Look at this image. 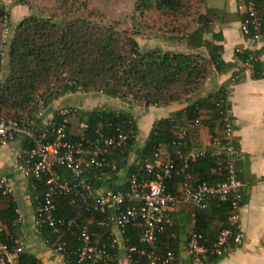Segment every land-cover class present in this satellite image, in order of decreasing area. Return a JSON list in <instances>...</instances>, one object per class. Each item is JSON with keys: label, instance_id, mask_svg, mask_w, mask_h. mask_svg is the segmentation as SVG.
<instances>
[{"label": "trees", "instance_id": "obj_1", "mask_svg": "<svg viewBox=\"0 0 264 264\" xmlns=\"http://www.w3.org/2000/svg\"><path fill=\"white\" fill-rule=\"evenodd\" d=\"M69 0H61L60 7ZM245 0H237L234 17L239 21L243 13L237 9L238 4ZM206 0H136L133 11L140 16L159 13L168 19L167 41L184 40L187 51H172L160 47L139 49L133 33L119 30L112 24H104L90 20L88 17H77L71 20L56 22L50 17L28 14L18 20L10 31L9 38L2 48L0 74V117L25 120L35 116L39 108L46 109L59 97L67 93H95L99 92L107 97L122 99L131 96L134 103L142 106H161L172 102H185V106L170 116L155 120L146 135L142 146L135 151L133 161L126 168V181L121 186L107 184L112 190H124L128 186L131 175L140 180H150L152 175L144 168L151 163L154 154L165 155L164 160L171 161L172 168L168 177L163 179L164 192L174 194L185 174L191 177L192 185L200 181L210 183L222 182L224 172L218 160L205 154L190 162L182 169L180 160L174 154V130L185 123L197 119L208 134L209 140L221 136L222 121L220 113L229 108L226 89L239 79L240 71L229 76L228 83L220 86L211 93L198 96L200 89L210 71L222 72L230 66L220 57L221 46L206 41L202 34L207 30L212 19H224L227 13L223 9L207 7ZM68 2V4H70ZM19 0L13 5H20ZM264 0H257L256 9L261 19V33L264 35V12L261 7ZM3 1L0 2V20L6 16ZM184 18H186L184 20ZM216 37V36H214ZM217 38V37H216ZM178 41V42H177ZM202 46V48H201ZM261 49L255 51L256 60L253 62L250 76L264 77V60L259 59ZM241 64L246 51L235 53ZM195 98L190 100L191 97ZM65 117V135L69 141L90 142L95 140L94 131L109 136L116 132L126 135V143L120 148L109 150L106 160L111 168H103V173L115 172L125 163L136 127L131 115L126 110H110L96 107L90 110L75 111L74 117L78 123L83 122L77 134L69 132V109ZM45 111V110H44ZM5 114V115H4ZM72 114V113H71ZM205 114V117H200ZM45 116V114H44ZM52 120L60 121L62 116L58 109L54 110ZM197 127V126H196ZM189 128L181 148L189 150L191 146V132ZM216 129V130H215ZM219 131V133L214 132ZM199 147V146H198ZM201 148V147H200ZM208 151V150H207ZM116 160L112 162V160ZM161 161V160H160ZM164 162V161H162ZM64 177L69 180V175ZM97 178L90 179V194L98 187ZM32 183L35 188L32 189ZM41 181L27 179L28 199L33 212L36 209L34 196L41 197ZM91 197V196H90ZM0 225L4 227L3 238L15 236L16 204L11 194H1ZM55 206L53 216L60 219L56 231L43 226L37 235L43 244L52 249L56 243L63 247V262L65 264H104L101 261H78L74 251L79 246V227L87 225L88 231L94 234L99 242L108 244L110 240L109 225H98L103 221L106 213L86 210L85 204L77 196H54ZM168 213V211H166ZM230 207L227 202L207 201V207L194 213V223L185 240L177 235L174 224L164 227L155 234L154 252L163 256L170 251L177 264L179 243L183 241V248L192 264L193 254L188 252L187 243L191 234L198 236L196 244L202 246L207 254L208 264H214L223 256L211 253L212 245L218 233L229 226L228 216ZM170 216V215H169ZM171 218V217H169ZM91 219V221H90ZM90 221V222H89ZM140 228L127 224L124 228L122 246L124 249L133 247L129 252V264H146L147 258L140 250L147 251L149 245L139 241ZM116 247L109 248L116 259ZM122 249V251L124 250ZM41 264L40 260L31 253L22 250L18 256V264ZM115 263V260L114 262Z\"/></svg>", "mask_w": 264, "mask_h": 264}, {"label": "built area", "instance_id": "obj_2", "mask_svg": "<svg viewBox=\"0 0 264 264\" xmlns=\"http://www.w3.org/2000/svg\"><path fill=\"white\" fill-rule=\"evenodd\" d=\"M256 2L257 0H245L237 5L238 11L243 13V18L239 21L243 44L242 47H235L234 53L246 51L242 67L243 71L247 72H251L253 68V62L256 60L255 51L263 36ZM229 91L228 87L227 95ZM122 102L125 107L133 105L131 96L124 97ZM44 110L39 108L35 116L25 120L0 117V146L19 140V149L15 153L16 170L26 179L41 181L42 184L41 197L34 196L36 209L31 219V227L36 233L43 226L56 231V225L61 224L60 219L53 216L55 206L52 198L54 196H77L85 204L86 210L106 213L104 222L98 221V225L111 227L108 244L99 242L94 234L88 231L86 224L79 227L80 244L74 251L78 261L91 260L101 261L104 264H118V259L109 252V248L113 249L121 243L124 249L122 246L124 228L127 224H132L140 228L139 241L150 246L147 251L140 250V253L145 254L147 258L146 264H175L172 252L167 251L161 257L154 252L155 234L170 225V218L166 211L181 203H189L196 209L203 210L207 207V201L213 199L216 202H227L230 214L229 226L218 233L211 253L225 256L241 245L243 232L238 212L242 201L243 183L238 177L237 165L245 160V155L235 143L228 109L220 113L221 136L208 140L206 147L184 151L181 149L187 130L198 125L197 119L178 126L174 130L172 141L175 148L174 154L182 164L181 170L187 168L195 159L208 154L221 164L224 172L222 182L210 183L203 180L192 185L190 175L185 174L178 185L177 192L165 193L163 179L169 176L172 164L169 160L160 161L158 154L155 153L153 161L144 166L152 175L150 180L138 181L134 175H131L126 189L108 188L98 192L93 191L92 195L90 179L101 175L105 167L114 168L108 165L106 155L109 150L125 145L126 135L116 132L103 136L94 131L96 137L93 142L87 139H82L83 142H72L65 135L66 109L58 108V114L62 116L60 121L52 120L51 116H44ZM78 125L80 128H85L82 121ZM65 172L69 175V180L64 177ZM31 188H35L34 183ZM11 192L10 184L0 176V193L5 195ZM15 214L16 218L13 221L16 227L15 236L9 235L3 238L4 227L0 225V264H18V256L23 250L17 229L21 225L22 215L18 209H15ZM197 238L198 236L191 234L187 243L188 252L193 254L192 264H208L205 249L196 244ZM132 250H134L133 247L123 250L126 264H129V252ZM62 251L63 247L59 243L50 249V252L61 260H63ZM114 260L115 263H113Z\"/></svg>", "mask_w": 264, "mask_h": 264}, {"label": "crops", "instance_id": "obj_3", "mask_svg": "<svg viewBox=\"0 0 264 264\" xmlns=\"http://www.w3.org/2000/svg\"><path fill=\"white\" fill-rule=\"evenodd\" d=\"M236 2L237 0H206L207 7L223 9L227 16L224 19H212L209 27L202 34L204 40L221 46L220 57L224 62L230 63V66L222 72L210 71L204 82V92L200 95L211 93L227 84L229 76L233 72L240 71L238 81L229 87L227 100L235 143L245 155V160L237 165V174L243 183L242 201L238 212L243 240L239 247L218 259L214 264H264V77L253 78L249 72L242 71L240 61L234 53V48L242 47L243 44V37L239 31V20L234 17L235 14L237 15ZM262 11L264 12V6L261 7ZM178 43L180 48L177 50H189L184 40ZM164 45L161 48L173 49L167 43ZM258 48L261 49L259 59L264 60V35ZM95 94L94 99H90L88 96ZM194 98L195 96L190 100ZM185 104V102H172L161 106L149 105L142 106L140 110L138 106L125 107L120 99L95 92L75 93L59 97L46 110L50 112L48 117L54 110L70 106L79 110H90L96 107H105L114 111L126 110L131 115L136 132L133 135L125 163L115 172H105L96 177L99 180L97 181L98 187L93 191L98 192L107 188V184L121 186L125 183L126 168L136 156L135 151L142 146L152 123L157 119L170 116ZM205 116L203 114L200 117ZM142 128L143 130H141ZM215 130L214 132H216ZM191 140L199 142V147L192 146L191 149L206 147L209 134L202 124H198L196 130L191 133ZM19 143L20 141L16 139L0 146V176L10 184L16 209L22 215L21 225L17 229L23 250L38 258L41 264H65L63 260L50 252V249L43 244L31 227L33 209L26 193L27 179L15 167V153L19 149ZM165 157L161 154L159 159L165 161ZM115 161V159L112 160V162ZM2 205L3 203L0 202V207ZM196 211L198 209L191 204L181 203L166 213L168 217H171V223L174 224L177 235L183 241L191 231ZM31 230L33 231L32 235ZM183 241L179 243L177 264H190L188 255L183 248ZM115 250L118 264H126L121 243Z\"/></svg>", "mask_w": 264, "mask_h": 264}, {"label": "rangeland", "instance_id": "obj_4", "mask_svg": "<svg viewBox=\"0 0 264 264\" xmlns=\"http://www.w3.org/2000/svg\"><path fill=\"white\" fill-rule=\"evenodd\" d=\"M2 1L5 8L4 10H7V14L0 20V59L3 53L2 48L9 38L10 28H12L18 20L28 14L50 17L56 22H63L77 17H88L90 20L104 24H112L119 30L124 29L130 34L133 33L132 35L139 49L152 47L161 48L165 46V43L173 47V49H171L172 51H176L180 48L179 43H176V41L172 42L171 40H166L169 36V32L166 31L169 25L167 24L168 19L156 12L143 16L138 15L133 11V5L136 0H69L68 2L71 1V3L68 4L67 2L63 7H60L61 0H19L21 3H24L19 6L13 5L14 2L18 0H0V2ZM185 19L186 18H184V20ZM1 80L2 77L0 74V81ZM204 82L195 93L196 95L202 96L200 94L204 92ZM88 96L90 99H94L96 94ZM132 106H138L140 110L142 109V105L139 103H134ZM68 108H70L68 114L70 125L69 132L77 134L81 128L78 125V121L73 118L75 113L73 109L76 107L70 106ZM48 113L50 112L45 109L44 114L46 117ZM141 130H143V128ZM193 131L191 133H193ZM190 141L191 146H199L198 140L196 142L193 140ZM14 195L16 196V194ZM32 234L33 231L31 230V235Z\"/></svg>", "mask_w": 264, "mask_h": 264}]
</instances>
